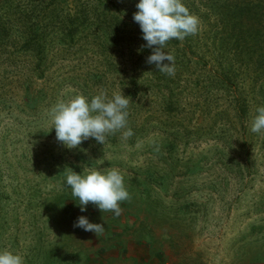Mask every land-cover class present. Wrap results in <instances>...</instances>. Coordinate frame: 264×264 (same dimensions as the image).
I'll return each mask as SVG.
<instances>
[{
	"label": "rangeland",
	"instance_id": "1",
	"mask_svg": "<svg viewBox=\"0 0 264 264\" xmlns=\"http://www.w3.org/2000/svg\"><path fill=\"white\" fill-rule=\"evenodd\" d=\"M241 1L182 0L200 25L168 41L172 77L146 62L141 29L114 30L97 1L69 38L60 11L83 16L74 0H0V250L24 264H264V133L250 130L264 106V0ZM102 91L130 97L133 136L58 142L51 107ZM89 166L120 170V216L81 212L65 174ZM80 216L105 233L74 227Z\"/></svg>",
	"mask_w": 264,
	"mask_h": 264
},
{
	"label": "clouds",
	"instance_id": "2",
	"mask_svg": "<svg viewBox=\"0 0 264 264\" xmlns=\"http://www.w3.org/2000/svg\"><path fill=\"white\" fill-rule=\"evenodd\" d=\"M138 11L133 19L139 24L143 40L152 49L147 63L154 64L158 72L175 76V57L165 48L171 39L184 40L189 35H196L200 21L197 16L182 3V0H139ZM168 61V63H164ZM130 97L122 91L108 97L105 92L94 95L89 100L83 94H76L68 99H59L49 110L52 128L56 139L68 149L79 147L89 138L105 144L108 135L123 131L122 138L133 136L128 127V108ZM251 132L264 133V106L256 109L251 124ZM159 150L158 148L156 149ZM66 183L71 188L72 196L78 200L81 212L91 203L102 212L122 214L120 202L130 201L131 196L124 184V177L115 167H84L82 173L71 168L66 171ZM74 227L92 231L98 237L105 233L102 224L91 223L85 216H80ZM0 264H24L19 254L8 249L0 250Z\"/></svg>",
	"mask_w": 264,
	"mask_h": 264
},
{
	"label": "trees",
	"instance_id": "3",
	"mask_svg": "<svg viewBox=\"0 0 264 264\" xmlns=\"http://www.w3.org/2000/svg\"><path fill=\"white\" fill-rule=\"evenodd\" d=\"M74 1H75V4L78 6L77 13L80 14L83 12V16L78 17L77 15H75V17L72 18V17H69L68 14L62 13L60 11V13H61L60 15H62L61 20L63 22L62 26L67 29L66 35L69 38H73L77 34V32L80 30V27L87 25L88 16H87V14L85 15V13H86V11L88 12V10H90L88 7L90 5H93L94 4L93 2H95V1H97L99 4L105 5V7L102 9L97 8L98 12L95 13L96 16H101V18H103V17H105V14L107 16V13L109 10L114 11V13L116 15V16H114L116 19V22L114 25H112L114 30L115 29L118 30L120 27H121V29H123L124 26H126L127 24L129 25L131 23L133 24L134 30L137 26H138V29L140 28L138 23H136L135 21L131 22V19L134 16V9H133V6L131 7V6L127 5V3L124 2L125 0H74ZM226 1H228L229 4H231V5L234 4L237 6H239L240 3L246 4L244 1H241V0H226ZM62 2H63V0H46L47 5H53V7H50L52 9H55L56 5L58 6L59 4H62ZM122 5H124V6H122ZM61 8H63V7H61ZM95 8L96 7L93 6V9H95ZM126 12L130 16L129 21L125 20L126 19ZM2 28H4V29H2ZM5 30H6L5 27H1V29H0V40L3 38L2 33L6 32ZM111 30H113V29H111ZM111 34L117 35V32L113 33L111 31H109L110 36H112ZM188 37L190 39H192V36H188ZM37 42H39V41H37ZM44 44H45L44 42H42L40 44V43H36V41H35V43H33V45H35V47L37 48L36 51L38 53L39 59L44 58V57H42V53H43L42 52V45H44ZM35 47H34V49H35ZM40 64H41V61H39V65Z\"/></svg>",
	"mask_w": 264,
	"mask_h": 264
}]
</instances>
